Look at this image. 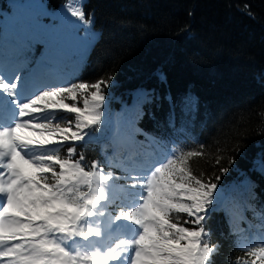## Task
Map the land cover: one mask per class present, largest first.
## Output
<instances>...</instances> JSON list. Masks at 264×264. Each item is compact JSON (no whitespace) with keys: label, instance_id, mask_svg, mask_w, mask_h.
<instances>
[{"label":"trees","instance_id":"obj_1","mask_svg":"<svg viewBox=\"0 0 264 264\" xmlns=\"http://www.w3.org/2000/svg\"><path fill=\"white\" fill-rule=\"evenodd\" d=\"M73 11H82L84 20ZM37 29L56 39L54 51L24 47ZM160 65L166 83L153 74ZM0 72L22 77L26 82L17 83L26 94L109 81L102 123L76 142L73 159L83 155L86 170L98 163V171L119 177L110 181L109 196L123 205L143 191L139 185L151 168L183 154L192 175L218 183L206 222L210 242L220 245L215 264L255 259L247 254L262 246L264 222L246 206L264 209V174L256 170L264 155V0H0ZM140 89L159 97L143 105L142 116L134 107ZM189 92L198 110L183 116L177 106L170 127L166 97L178 105ZM50 119L75 124L66 111ZM133 123L162 139H146ZM68 146L55 149L68 158ZM118 223L125 227L106 237L112 247L132 234L128 222Z\"/></svg>","mask_w":264,"mask_h":264},{"label":"snow or ice","instance_id":"obj_2","mask_svg":"<svg viewBox=\"0 0 264 264\" xmlns=\"http://www.w3.org/2000/svg\"><path fill=\"white\" fill-rule=\"evenodd\" d=\"M72 16L81 21L85 18L82 11H73ZM36 44L45 45L48 52L54 51L57 41L37 29L28 35L24 47L31 51ZM153 74L161 83L167 82L163 65ZM17 82L26 81L0 72V264H215L220 245L210 242L206 222L213 211L218 183L192 175L183 154L155 167L139 185L143 191L134 197L135 202L123 205L109 196L110 181L119 177L98 171V163L86 170L83 155L73 159L76 142L84 141L90 135L86 130L102 123L104 90L109 81L51 86L50 90L41 87L34 94H26ZM137 95L134 107L141 116L144 104L159 99L154 89H140ZM67 99L72 103H66ZM79 99L83 107L77 106ZM166 99L170 127L175 126L177 106L183 116L198 110V98L191 92L181 97L178 105L170 94ZM59 111L74 114L75 124L62 125L50 119ZM132 126L134 132L151 137L154 143L162 139L136 129L134 123ZM65 144L69 145L68 158L53 148ZM194 155L198 153H187ZM256 170L264 174V155ZM220 171L227 173L229 169ZM215 179L218 182L220 177ZM112 205L115 207L109 213ZM246 210L264 222V209L256 212L249 204ZM182 214L187 218L181 219ZM118 222H128L126 227L132 234L112 247L105 241L112 231L125 227ZM89 223L92 226L86 227ZM230 234H234L231 225ZM260 244L247 254L254 260L229 264H264V239Z\"/></svg>","mask_w":264,"mask_h":264},{"label":"rangeland","instance_id":"obj_3","mask_svg":"<svg viewBox=\"0 0 264 264\" xmlns=\"http://www.w3.org/2000/svg\"><path fill=\"white\" fill-rule=\"evenodd\" d=\"M17 119H19V118L17 117ZM56 146H57V145H54L53 148L55 149ZM33 151H34L36 154L39 153V150H38V149H33ZM153 169H154V167L151 168V169L149 170L148 175L150 174V172H151ZM148 175H147V176H148ZM5 178H6V177H5ZM134 202H135L134 197L131 198V199L129 200V203H134ZM127 230H129V229L127 228Z\"/></svg>","mask_w":264,"mask_h":264}]
</instances>
